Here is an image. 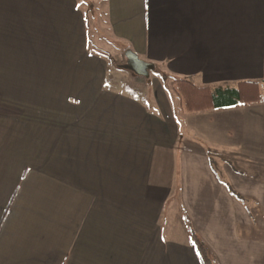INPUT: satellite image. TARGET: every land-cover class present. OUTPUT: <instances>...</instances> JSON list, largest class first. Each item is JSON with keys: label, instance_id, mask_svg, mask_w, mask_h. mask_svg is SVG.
Listing matches in <instances>:
<instances>
[{"label": "crops", "instance_id": "0c3cea01", "mask_svg": "<svg viewBox=\"0 0 264 264\" xmlns=\"http://www.w3.org/2000/svg\"><path fill=\"white\" fill-rule=\"evenodd\" d=\"M92 10L149 75L252 103L193 112V149L170 103L111 85ZM177 146L185 216L217 264H264V0H0V264H201L163 227L173 182L149 176Z\"/></svg>", "mask_w": 264, "mask_h": 264}, {"label": "rangeland", "instance_id": "374dc122", "mask_svg": "<svg viewBox=\"0 0 264 264\" xmlns=\"http://www.w3.org/2000/svg\"><path fill=\"white\" fill-rule=\"evenodd\" d=\"M79 2L84 8H86V0H79ZM91 13L94 14L97 12L92 10ZM97 20L98 21L92 23L93 26L91 28L90 43L88 46L91 52L93 51L95 54L106 59V66L110 70L108 77L110 78L111 85L115 87L117 86V88L125 91L126 88L131 89L130 97L140 101L149 112H156L161 115L163 111L164 113L168 111L171 115L172 110L173 114L177 117L176 124L182 135L188 134L186 126L193 129L195 134L188 138L189 141L196 145L193 149H196L198 146L202 147V145H199L201 142L197 139V126L195 122H193L196 121V117L200 114L186 112L183 107L179 105L180 100L177 95L169 87L170 82L164 81L162 76L158 78L156 71H151L149 77H145L139 76L126 69L124 67L127 64V58L125 56L126 50L121 48L119 44L113 43L105 26H101V16L99 17V13H97ZM121 93H123V91H121ZM167 103H170L171 110L167 109L169 108ZM180 149V146H177L172 152L173 160L175 162L173 170L169 168L168 164L157 160V163L154 162L150 165L149 176L152 179V182H155V179L157 180V178L159 183L160 181L166 182L170 180L173 182V197L165 205H162V210L164 211L163 227L173 231L175 240L183 243L189 242L193 245L187 230L190 222L185 216L184 206L181 201V174L183 165L181 164L180 155L182 151ZM191 151L193 150L191 149ZM211 164L220 178L225 180L228 179L223 172V160L213 156ZM245 205L248 206V203Z\"/></svg>", "mask_w": 264, "mask_h": 264}, {"label": "trees", "instance_id": "16d2710c", "mask_svg": "<svg viewBox=\"0 0 264 264\" xmlns=\"http://www.w3.org/2000/svg\"><path fill=\"white\" fill-rule=\"evenodd\" d=\"M162 77L164 81L170 82V85L174 93L179 97L183 108L191 113L204 111L206 109H219L238 105H247L253 101H247L241 97L239 89L218 88L214 91L211 90V88L197 86L192 79L169 81L168 76ZM228 188L235 197L242 199V197L230 186H228ZM188 233L201 264H217L216 256L195 232L191 224L189 225Z\"/></svg>", "mask_w": 264, "mask_h": 264}, {"label": "water", "instance_id": "95a60500", "mask_svg": "<svg viewBox=\"0 0 264 264\" xmlns=\"http://www.w3.org/2000/svg\"><path fill=\"white\" fill-rule=\"evenodd\" d=\"M125 56L127 58V64L124 67L139 76L148 77L149 76L148 70L155 68L153 64H149L140 60L139 57L131 50L126 51Z\"/></svg>", "mask_w": 264, "mask_h": 264}]
</instances>
